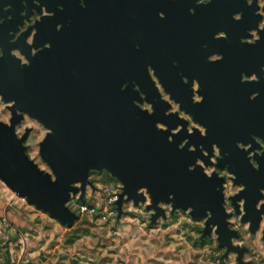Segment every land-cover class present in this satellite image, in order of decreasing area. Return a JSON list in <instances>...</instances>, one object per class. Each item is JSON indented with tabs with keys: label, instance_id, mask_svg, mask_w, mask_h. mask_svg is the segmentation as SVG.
Here are the masks:
<instances>
[{
	"label": "water",
	"instance_id": "obj_1",
	"mask_svg": "<svg viewBox=\"0 0 264 264\" xmlns=\"http://www.w3.org/2000/svg\"><path fill=\"white\" fill-rule=\"evenodd\" d=\"M199 1L157 0L155 7L146 1L136 21L128 0L100 6L99 19L94 0L83 7L48 6L53 15L37 22L39 51L28 56L29 65L4 49L0 59V100L12 114L10 124L0 121V180L72 227L78 215L70 199L84 201L91 173L107 172L122 185L119 215L128 202L146 205L152 223L166 218L164 206L190 211L205 220L204 235L214 232L226 256L241 253L232 243L224 180L205 167H223L220 158L217 165L212 161L215 149L229 159L239 143L247 146L253 136L264 141V29L255 44L244 41L256 27L255 7L247 0ZM3 11L0 6V17ZM220 33L226 37L217 38ZM216 55L222 58L210 59ZM150 67L197 127L171 112ZM144 102L152 112L141 108ZM24 115L47 130L39 155L48 172L27 154L30 131L21 138L16 133ZM238 263L246 264L240 256Z\"/></svg>",
	"mask_w": 264,
	"mask_h": 264
},
{
	"label": "rangeland",
	"instance_id": "obj_2",
	"mask_svg": "<svg viewBox=\"0 0 264 264\" xmlns=\"http://www.w3.org/2000/svg\"><path fill=\"white\" fill-rule=\"evenodd\" d=\"M8 116L0 102V121ZM33 127L39 134L29 140L27 154L48 172L39 155L47 130ZM89 180L84 201L72 197L68 203L78 215L72 227L19 198L0 180V264H239L235 254L225 255L214 232L204 235L205 220L192 218L190 211L164 206L166 218L152 223L154 213L146 205L128 202L119 215L120 182L107 172H92ZM81 205L99 213L84 214ZM246 259L264 264V245Z\"/></svg>",
	"mask_w": 264,
	"mask_h": 264
},
{
	"label": "flooded vegetation",
	"instance_id": "obj_3",
	"mask_svg": "<svg viewBox=\"0 0 264 264\" xmlns=\"http://www.w3.org/2000/svg\"><path fill=\"white\" fill-rule=\"evenodd\" d=\"M149 7L158 6L157 0H146ZM145 0H128L132 10V21H136V13L139 12V8L146 5ZM211 0H200L199 3L207 4ZM127 0H94V6L96 8V16L99 19L100 6H106L107 8H113L116 6H122L126 4ZM248 6L255 7L254 16L256 21L252 23L256 24V27L248 31L250 38L244 40L250 44H255L260 39V31L264 29V0H247ZM63 5L68 7L85 6V0H0V6H3V15L0 17V59L4 56V50L14 56L15 59L20 61L21 65H29L30 60L28 56H34L39 49L34 47L35 35L37 33V22H44V17L52 16L47 12L48 6H54L57 9H61ZM136 12V13H135ZM110 14V10H107V15ZM236 20L241 19V14L235 15ZM108 19L112 17L108 16ZM139 21L141 19L139 18ZM6 23V24H5ZM139 25V24H138ZM61 25H58V30ZM140 29V25H139ZM217 38L226 37L224 33H220ZM19 46L24 48L25 53H22L20 49H13L12 46ZM18 47V48H19ZM44 47L49 48L50 44L45 43ZM4 49V50H3ZM13 58V59H14ZM222 58L221 56H213L211 60H217ZM149 72L153 81L159 88L162 98L170 101L169 96L164 92L158 79L154 76V71L149 68ZM246 80V78H244ZM186 81V80H185ZM135 90H139V86L132 82ZM128 84L124 85V87ZM195 96L194 102L201 101V97L196 93L199 89L197 82L193 85ZM144 98V95L141 94ZM0 102H2L0 100ZM171 102V101H170ZM2 104H4L2 102ZM171 112H178L181 118H185L190 121L189 128H193L196 125L191 121V118L180 111L179 105L171 102ZM5 105V104H4ZM144 110L152 112L151 105L146 102L140 104ZM9 116L8 120L4 123L10 124L12 114L5 105ZM33 123L41 127L35 120L27 115H24L20 122L16 125V133L21 138L27 130H29L28 139L25 142L28 152V142L34 134H39V129L34 131ZM197 127V126H196ZM23 128V130H22ZM204 132L203 129H201ZM254 142L247 146L239 143L237 151L231 158L226 159L228 154L221 155L218 149L214 151V157L212 161L214 165H217V158H220V163L223 165L221 168L216 166L205 167V171L209 176L216 172L221 178H223V193H224V207L230 217L228 218L229 228L235 232V236L232 238L234 246L239 248V252H235L237 256V262L239 256L246 264H252L254 261L251 259L247 261L246 258H251L253 254H256V248L263 247L264 245V141L257 136H253ZM229 166L236 173H231ZM213 233V232H212ZM225 249L226 253V248ZM231 254V253H230ZM229 254V255H230Z\"/></svg>",
	"mask_w": 264,
	"mask_h": 264
},
{
	"label": "built area",
	"instance_id": "obj_4",
	"mask_svg": "<svg viewBox=\"0 0 264 264\" xmlns=\"http://www.w3.org/2000/svg\"><path fill=\"white\" fill-rule=\"evenodd\" d=\"M80 211L84 214H87L89 216H95L97 215L99 212L97 211V209L94 207V208H91L87 205H81L80 206ZM109 215H115V211H111L109 213Z\"/></svg>",
	"mask_w": 264,
	"mask_h": 264
}]
</instances>
